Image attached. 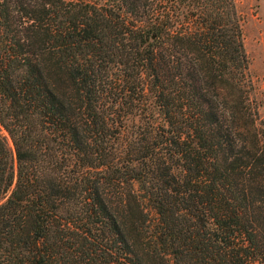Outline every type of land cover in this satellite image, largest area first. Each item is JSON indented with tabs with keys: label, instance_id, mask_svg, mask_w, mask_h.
Segmentation results:
<instances>
[{
	"label": "trees",
	"instance_id": "16d2710c",
	"mask_svg": "<svg viewBox=\"0 0 264 264\" xmlns=\"http://www.w3.org/2000/svg\"><path fill=\"white\" fill-rule=\"evenodd\" d=\"M241 20L236 0H0V264H264Z\"/></svg>",
	"mask_w": 264,
	"mask_h": 264
},
{
	"label": "rangeland",
	"instance_id": "374dc122",
	"mask_svg": "<svg viewBox=\"0 0 264 264\" xmlns=\"http://www.w3.org/2000/svg\"><path fill=\"white\" fill-rule=\"evenodd\" d=\"M241 15L244 45L249 56L250 74L255 86V98L264 116V0H236ZM6 134V132L4 131ZM11 146V139L8 137ZM18 183L16 173L7 190L0 196V205L11 197Z\"/></svg>",
	"mask_w": 264,
	"mask_h": 264
}]
</instances>
